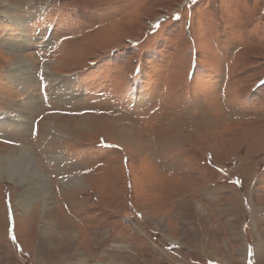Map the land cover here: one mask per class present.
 <instances>
[{"label":"rangeland","instance_id":"obj_1","mask_svg":"<svg viewBox=\"0 0 264 264\" xmlns=\"http://www.w3.org/2000/svg\"><path fill=\"white\" fill-rule=\"evenodd\" d=\"M8 1L0 264H264V0Z\"/></svg>","mask_w":264,"mask_h":264},{"label":"bare ground","instance_id":"obj_2","mask_svg":"<svg viewBox=\"0 0 264 264\" xmlns=\"http://www.w3.org/2000/svg\"><path fill=\"white\" fill-rule=\"evenodd\" d=\"M0 3L3 5L4 9H8L7 12L10 14V17H12V19H14L15 21L18 22L20 30L22 32L24 30L27 31L26 27L23 26L24 21H25V17L23 15L11 14L14 11L12 2H10L8 0H4V1H1ZM23 37L26 40L27 36H23ZM23 37L21 38L22 41H24ZM13 54H14V52H12V55ZM20 54L21 55L15 54L16 60L19 59V60L23 61V64H25L26 62H29V59H27L26 55H23L22 53H20ZM16 74H17V71L15 70V68L14 69L12 68L10 76L12 75L14 77H17ZM29 77H30V75H29ZM13 105H14L13 107H16V104H13ZM37 105H39V102L35 98H30L28 101V105L25 106L26 107L25 109H27V108L34 109V107H36ZM18 106H24V105H18ZM17 111L19 112V116L21 117V120L20 119L17 120L14 117L13 118L18 122L19 121L23 122L22 120L26 119V112H24L25 110H22V111L17 110ZM20 125L23 126L24 124L23 125L20 124ZM20 150H21V153L18 151L17 153H14V154H9V155L7 154V155H3V156L0 155V176H1V174H6L8 176V178H10L12 181H14V185H16L15 187L17 189H21L20 193H19L20 194L19 195V201H20L21 206L23 208H25L26 204L29 203L28 202V198H29L28 197L29 196L28 190H29L30 186H32V185L36 186L37 190L40 192L39 194H42L45 190L48 191L49 188L47 187V182L45 181L46 177L44 178V175L40 172L39 169H37L35 167L34 162H32V160L30 158L29 150L25 146H21ZM46 191H45V193H46ZM44 196H45V194H44Z\"/></svg>","mask_w":264,"mask_h":264}]
</instances>
